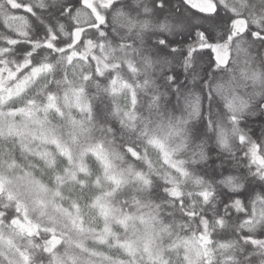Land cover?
Wrapping results in <instances>:
<instances>
[{"label": "clouds", "instance_id": "clouds-1", "mask_svg": "<svg viewBox=\"0 0 264 264\" xmlns=\"http://www.w3.org/2000/svg\"><path fill=\"white\" fill-rule=\"evenodd\" d=\"M0 264H264V0H0Z\"/></svg>", "mask_w": 264, "mask_h": 264}]
</instances>
